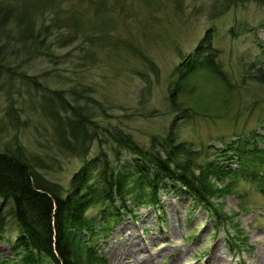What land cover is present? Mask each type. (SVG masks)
Returning <instances> with one entry per match:
<instances>
[{
    "label": "rangeland",
    "instance_id": "374dc122",
    "mask_svg": "<svg viewBox=\"0 0 264 264\" xmlns=\"http://www.w3.org/2000/svg\"><path fill=\"white\" fill-rule=\"evenodd\" d=\"M208 4V0H182V9L176 10L166 0L148 5L139 0H107L104 10L110 11H104L97 19L100 23H94V27L106 31V39L99 49L92 48L95 58L90 59L88 66L83 65L87 59L82 57L91 47L75 40L54 46L55 53L66 54L62 63L52 64L40 56L27 64L31 67L29 72L51 69L61 75L63 83L82 81L90 85L92 96L105 105L106 112L99 120L118 125L144 146L150 145L153 136L160 138L171 127L175 140L194 149L197 163L219 158L220 163L236 167L237 156L228 151L231 157H224L221 151L227 142L242 136L248 138L250 145L256 142L264 146V137L254 136L264 134V85L240 80L243 63L252 61L260 53L259 45H264V7L246 3L210 18L204 7ZM234 23L242 27L236 36H231L228 29ZM209 26L214 28L219 59L235 90L228 95L207 72L193 73L183 83L179 95L183 106H190L192 116L182 118L168 99L169 84L175 77L172 71ZM135 47L154 62L156 72L133 53ZM3 79L4 75L0 77V143L15 133L29 151L41 154L44 147H40L39 141L49 143L55 165L40 172L61 184L65 193L71 175L82 162L81 158L56 149L55 134L49 131L50 125L43 117L44 111L55 107L47 101L26 98L18 106L21 107L17 126H12L5 116L7 99ZM66 83L49 84L64 87ZM16 84L19 86L17 79L14 89ZM13 97L17 103V94ZM99 149L118 162L115 164L133 170V155L119 147L116 159L105 138L100 143L97 140L91 143L87 157ZM218 183L220 186L231 183L227 192L214 198L220 225L187 191L167 184L159 192L156 204L130 206L129 210L121 211L110 221L105 235L94 240L103 264H167L173 258L176 264H264V193L240 176H225ZM9 206L7 201L4 211ZM86 215L97 226L101 206H90ZM18 234L15 220L8 215L4 238L0 241V264H18L11 249ZM228 236L234 239V244ZM147 255L151 259L146 263Z\"/></svg>",
    "mask_w": 264,
    "mask_h": 264
},
{
    "label": "trees",
    "instance_id": "16d2710c",
    "mask_svg": "<svg viewBox=\"0 0 264 264\" xmlns=\"http://www.w3.org/2000/svg\"><path fill=\"white\" fill-rule=\"evenodd\" d=\"M106 1L0 0V77L4 75L1 83L6 89L5 116L15 127L21 107L18 106L23 105L26 98L47 101L55 108L44 111L46 116L43 117L50 125L49 131L55 134L56 149L67 156L81 158L82 162L71 175L64 193L61 184L40 172V169L55 165L49 143L39 141L40 147H44L42 154L29 151L15 133L0 143V241L4 238L7 216L10 215L19 228V234L11 243L18 264H103L94 240L105 235L110 229V221L121 211L129 210L130 206L156 204L159 192L167 184L187 191L217 224L221 221L214 198L227 192L232 183L220 186L218 182L225 176L248 179L264 193V146L260 147L256 142L250 145L248 138L240 136L221 149L224 157H231L227 155L228 151L237 156L236 167L220 163L219 158L197 163L194 149L175 140L171 127L162 137L153 136L150 145L144 146L118 125L99 120L98 117L106 112L105 105L95 100L90 85L82 81L63 83L61 75L51 69L29 72L31 67L27 64L40 56L52 64L62 63L66 54L55 53L54 46H64L75 40L91 47L82 57L87 59L83 65L88 66L90 59L95 58L93 49L102 47L101 42L106 39V31L94 27V23H100L97 20L100 15L110 11L104 10ZM139 1L148 5L160 0ZM166 1L176 10L182 9V0ZM208 2L204 7L210 18L246 3L264 7V0ZM241 27L234 23L228 32L236 36ZM259 47L260 53L252 61L243 63L240 80L264 85V45ZM135 48L133 53L147 68L156 72L154 62ZM219 53L214 28L209 26L174 66L172 74L175 77L169 84L168 99L171 107L180 112V117L192 116L190 106H183L179 95L183 83L197 71L210 74L226 94L234 92ZM15 79L19 86L16 84L14 89ZM49 83L66 85L52 87ZM14 93L18 96L17 103ZM254 136L263 138L264 134L255 133ZM101 138L109 141L116 159L119 158V147L132 154L133 170L115 164L116 160L107 156L103 149L87 157L91 143L95 140L100 143ZM7 201L10 206L4 211ZM94 204L101 206L97 226L93 218L86 215V210ZM228 238L234 244L233 238Z\"/></svg>",
    "mask_w": 264,
    "mask_h": 264
},
{
    "label": "bare ground",
    "instance_id": "6f19581e",
    "mask_svg": "<svg viewBox=\"0 0 264 264\" xmlns=\"http://www.w3.org/2000/svg\"><path fill=\"white\" fill-rule=\"evenodd\" d=\"M144 257H146V255H144ZM147 257L148 258H146V260H145V262L147 263V259H151L150 258V255H147ZM145 259V258H144ZM148 264V263H147ZM167 264H176V260L173 258V259H171V261L169 262V263H167ZM211 264V263H210ZM215 264H217V263H215Z\"/></svg>",
    "mask_w": 264,
    "mask_h": 264
}]
</instances>
